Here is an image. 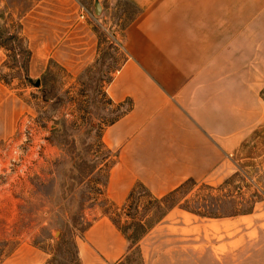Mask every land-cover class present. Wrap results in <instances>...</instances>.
Masks as SVG:
<instances>
[{"label":"rangeland","instance_id":"374dc122","mask_svg":"<svg viewBox=\"0 0 264 264\" xmlns=\"http://www.w3.org/2000/svg\"><path fill=\"white\" fill-rule=\"evenodd\" d=\"M101 2L96 14L94 0H0V264H264V224L251 218L264 221V122L230 177L177 195L210 216L177 206L137 239L113 222L127 226L132 206L145 223L154 213L142 187L115 202L102 185L117 154L102 133L119 114L105 87L136 8ZM100 222L118 257L91 238Z\"/></svg>","mask_w":264,"mask_h":264},{"label":"crops","instance_id":"0c3cea01","mask_svg":"<svg viewBox=\"0 0 264 264\" xmlns=\"http://www.w3.org/2000/svg\"><path fill=\"white\" fill-rule=\"evenodd\" d=\"M129 1L140 11L105 87L129 109L102 133L117 153L105 194L121 202L138 184L162 197L189 179L223 181L264 122V0ZM262 214H251L257 227ZM92 236L120 255L109 222Z\"/></svg>","mask_w":264,"mask_h":264},{"label":"trees","instance_id":"16d2710c","mask_svg":"<svg viewBox=\"0 0 264 264\" xmlns=\"http://www.w3.org/2000/svg\"><path fill=\"white\" fill-rule=\"evenodd\" d=\"M124 1H125L126 4L136 8V13H135V15L133 17V18H135V16L139 13L140 9L134 3H132L131 1H129V0H124ZM109 101L112 103V101L110 99H109ZM117 109L119 111V114L109 124H111V123L115 122L117 119H119L129 109V106H127L126 104H118L117 105ZM108 179H109V173H108L107 178L102 183V185L104 187L107 185ZM196 182L197 181H195L194 179L186 180L179 187H177L176 189L172 190L171 192L165 194L162 197L154 196L145 185L138 184V185H136L133 188V190L129 194V196L127 198V201L128 202H130V201L133 202V200L135 198V195L137 193L138 187H142L143 190L145 191V193L150 198H152V205H153L152 207H153V213H154L153 217H151L148 221H146L147 223H145L143 221L144 220L143 218H139L137 216V212H138L137 208L136 207L133 208L132 203H131L132 210H131L130 213H128V215H129V217L132 218V221L127 226H119L118 223L114 219H112V220L119 227V229L122 231V233L124 235L127 234V239H137L147 229L152 228L154 225H156L162 219H164V217H166L169 214V212L172 209H174L175 207H177V206L182 208V209H185L187 211H192L193 213H195L197 215H200V216H210L207 213L203 214V213H201L199 211H193L185 203L180 204V200H179L180 198H177V195L180 192H182L183 190L187 189L188 186L196 185L197 184ZM130 246H131L130 244L127 245V250L130 249Z\"/></svg>","mask_w":264,"mask_h":264},{"label":"water","instance_id":"95a60500","mask_svg":"<svg viewBox=\"0 0 264 264\" xmlns=\"http://www.w3.org/2000/svg\"><path fill=\"white\" fill-rule=\"evenodd\" d=\"M94 7H95V13L99 14L103 9L101 0H94ZM39 84H40V81L38 80L36 85H39Z\"/></svg>","mask_w":264,"mask_h":264}]
</instances>
